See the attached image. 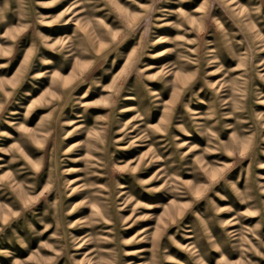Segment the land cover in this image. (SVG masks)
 Instances as JSON below:
<instances>
[{
	"label": "rangeland",
	"instance_id": "1",
	"mask_svg": "<svg viewBox=\"0 0 264 264\" xmlns=\"http://www.w3.org/2000/svg\"><path fill=\"white\" fill-rule=\"evenodd\" d=\"M0 264H264V0H0Z\"/></svg>",
	"mask_w": 264,
	"mask_h": 264
},
{
	"label": "bare ground",
	"instance_id": "2",
	"mask_svg": "<svg viewBox=\"0 0 264 264\" xmlns=\"http://www.w3.org/2000/svg\"><path fill=\"white\" fill-rule=\"evenodd\" d=\"M68 19H69V18L65 19L64 22H66ZM69 20H70L69 22H70L71 24H75V22H76V21L74 20V18H71V19H69ZM162 52H168V51H167V49L165 48V49L162 50ZM159 198H160V197H159ZM171 204H172V203H171ZM128 226H129V225H128ZM127 228H128V227H127Z\"/></svg>",
	"mask_w": 264,
	"mask_h": 264
}]
</instances>
